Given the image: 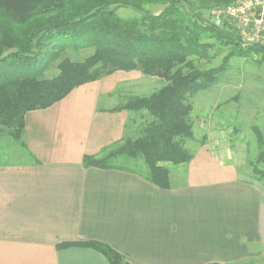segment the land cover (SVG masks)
Listing matches in <instances>:
<instances>
[{"label": "crops", "instance_id": "crops-1", "mask_svg": "<svg viewBox=\"0 0 264 264\" xmlns=\"http://www.w3.org/2000/svg\"><path fill=\"white\" fill-rule=\"evenodd\" d=\"M124 74L26 114L23 160L0 163V264H110L93 249H58L90 241L129 264L263 259L264 184L209 145L169 166V189L136 171L84 166L127 135L131 113L101 106Z\"/></svg>", "mask_w": 264, "mask_h": 264}, {"label": "trees", "instance_id": "trees-1", "mask_svg": "<svg viewBox=\"0 0 264 264\" xmlns=\"http://www.w3.org/2000/svg\"><path fill=\"white\" fill-rule=\"evenodd\" d=\"M237 1L216 0V4L230 6ZM156 5L164 6L158 14L145 9ZM196 7L192 0H0V139L9 137L25 147L27 113L48 109L73 90L117 72H140L166 85L151 97L133 96L109 112H145L153 120L140 137L126 136L99 156H85L83 164L132 170L115 162L142 159L148 180L169 189V166L188 164L195 157L185 147L187 140L195 139L189 98L220 83L232 58L264 63L263 46L244 44L237 30L210 23ZM122 8L140 15L122 17L118 14ZM216 44L230 48L223 63L199 69L197 61L208 60ZM68 49L91 50V54L82 61L61 59ZM57 60L58 74L47 78L46 71ZM130 123L131 119L126 131ZM254 132L260 152L251 165L254 179L264 184L260 169H264V135L258 128ZM68 247L93 249L110 264H129L105 243L58 245V249Z\"/></svg>", "mask_w": 264, "mask_h": 264}, {"label": "rangeland", "instance_id": "rangeland-1", "mask_svg": "<svg viewBox=\"0 0 264 264\" xmlns=\"http://www.w3.org/2000/svg\"><path fill=\"white\" fill-rule=\"evenodd\" d=\"M196 10L210 23L225 30H237L236 22L225 17H219V11L228 6H217L216 0H192ZM164 6L145 7L153 14H158ZM188 10V9H187ZM122 17L140 15L132 9H119ZM247 44L251 41L247 39ZM230 48L216 44L210 50L208 60H198L196 66L201 70L219 67ZM91 50L75 52L68 49L62 58L82 61ZM60 60L53 62L46 71V77L52 78L58 74L57 66ZM125 73L117 78V85L110 97L103 99L102 107H114L125 103L133 96L151 97L166 85L161 79L144 76L140 72ZM233 99L230 103L228 100ZM193 105L190 121L194 125V140H187L185 147L195 152L202 145H209L219 155L226 157L227 162L236 164L240 174L254 178L251 163L256 162L260 147L255 135L258 128L264 135V63L258 64L251 58H232L229 69L220 83L204 92H200L188 100ZM153 119L145 112L131 113V123L127 137L138 138L143 134L144 127ZM22 148L18 142L9 137L0 139V163L18 162L22 159ZM127 169L141 174L148 173V167L142 159L130 160L121 158L115 162ZM261 170L264 171L262 167ZM241 264H264V258Z\"/></svg>", "mask_w": 264, "mask_h": 264}, {"label": "built area", "instance_id": "built-area-1", "mask_svg": "<svg viewBox=\"0 0 264 264\" xmlns=\"http://www.w3.org/2000/svg\"><path fill=\"white\" fill-rule=\"evenodd\" d=\"M218 16L236 22V29L244 44L250 45L247 44L248 39L251 45L264 47V0H238L219 11Z\"/></svg>", "mask_w": 264, "mask_h": 264}]
</instances>
